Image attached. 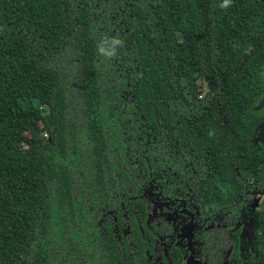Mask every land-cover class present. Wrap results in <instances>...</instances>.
<instances>
[{
    "label": "trees",
    "instance_id": "16d2710c",
    "mask_svg": "<svg viewBox=\"0 0 264 264\" xmlns=\"http://www.w3.org/2000/svg\"><path fill=\"white\" fill-rule=\"evenodd\" d=\"M222 2L0 0V264H182L164 203L194 215L201 261L220 257L236 230L218 218L264 194V36L238 48L264 0ZM105 36L124 42L112 59Z\"/></svg>",
    "mask_w": 264,
    "mask_h": 264
},
{
    "label": "rangeland",
    "instance_id": "374dc122",
    "mask_svg": "<svg viewBox=\"0 0 264 264\" xmlns=\"http://www.w3.org/2000/svg\"><path fill=\"white\" fill-rule=\"evenodd\" d=\"M184 12L187 19L194 18V11L190 2L184 5ZM264 36V16L257 17L252 23V29L250 34L240 42L238 45L241 55H251L254 49L259 44V40ZM240 63L233 69H241V64L243 60H239ZM253 80H254V89L257 92V101L251 107V111L256 114H264V61L255 65L253 70ZM202 91L204 93L208 90V81L204 77L201 81ZM208 112L204 111V116H207ZM217 131L220 137L226 135L228 138L238 137L232 127L229 125V122L224 119V117L217 120ZM33 134L37 135L39 128L36 126L32 129ZM249 147L251 150H257L264 147V118L263 120L258 121V124L254 126L250 131V141ZM227 161H230L232 154L228 151L225 155ZM232 171H235L234 168H231ZM264 194L255 193L253 201L251 202L249 208L244 212H239L236 216L230 217H221L218 218V221H226L228 225L234 224L235 233H236V249L233 241L230 238V245L235 249L234 254L238 257L235 259V264H264V249L262 248L264 242V227L261 225L262 217L261 212V200H263ZM168 208H173L172 203H164ZM173 212V210H171ZM185 217V216H184ZM183 217V218H184ZM188 220H184V223L178 222V238L182 235L183 238L189 241L188 234L192 230V222L189 215H187ZM175 221L176 218H175ZM173 222V221H172ZM180 223V224H179ZM176 224V223H175ZM106 224H104L105 226ZM188 247H190V244ZM163 246V245H162ZM217 249V248H216ZM204 251L210 254L209 247L204 246ZM191 252V248H190ZM213 257V256H212ZM190 260L185 261L184 264H199L200 262L195 261L191 255ZM209 259V255L207 256ZM210 260V259H209ZM211 261H215L211 258Z\"/></svg>",
    "mask_w": 264,
    "mask_h": 264
},
{
    "label": "flooded vegetation",
    "instance_id": "af4514ba",
    "mask_svg": "<svg viewBox=\"0 0 264 264\" xmlns=\"http://www.w3.org/2000/svg\"><path fill=\"white\" fill-rule=\"evenodd\" d=\"M169 210L170 211L173 210V212H172V215H173L172 224H173V226L174 225L176 226L173 229L174 230L173 241H171L169 243L176 244L177 246H179L182 249V251H183V253H182V264L185 263L186 259L188 257H190V255L195 261L200 262L199 264H203V263L204 264H235V259L238 257L234 254L235 249H236V245H235L236 234L235 235L233 234V233H235L234 231H226L224 233V235H222V236H225L224 239L222 241L218 242L217 252H219L220 257H217L215 261H211L210 258H209L210 260L207 258V256L209 254L204 251V262H203L199 259V256L197 254V250H196L197 240L193 239V230L195 229V226H196V220H195L194 215L191 213V211L185 210V209H180L178 206H176V207L174 206L173 208H169ZM187 215H189L190 218L192 219L191 220L192 230L188 234L189 241L188 240L186 241L182 235L179 238L177 237L178 232H179L178 227H177L178 222H180L182 224V223H184V220H188ZM181 216H183V217L185 216V217L183 218ZM175 218L177 221H175ZM207 235L208 234L205 233L204 237H206ZM230 238L235 245V249L232 248L230 245V242H229ZM187 243L190 244V247H188ZM160 244H161V247L163 248V250H164L165 246H167L166 243L161 242ZM190 248H191V252H190ZM248 264H256V263H248Z\"/></svg>",
    "mask_w": 264,
    "mask_h": 264
},
{
    "label": "clouds",
    "instance_id": "9594fccd",
    "mask_svg": "<svg viewBox=\"0 0 264 264\" xmlns=\"http://www.w3.org/2000/svg\"><path fill=\"white\" fill-rule=\"evenodd\" d=\"M231 0H223L220 4L221 8H226L230 5ZM123 40L119 37L103 38L102 43L97 45V52L106 59H112L117 56L118 47H123Z\"/></svg>",
    "mask_w": 264,
    "mask_h": 264
},
{
    "label": "water",
    "instance_id": "95a60500",
    "mask_svg": "<svg viewBox=\"0 0 264 264\" xmlns=\"http://www.w3.org/2000/svg\"><path fill=\"white\" fill-rule=\"evenodd\" d=\"M190 259H191V258H190V257H188V258L186 259V262H187V261H189Z\"/></svg>",
    "mask_w": 264,
    "mask_h": 264
}]
</instances>
